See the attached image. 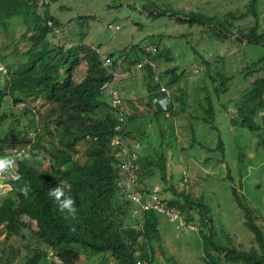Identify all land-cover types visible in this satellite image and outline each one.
<instances>
[{
  "label": "trees",
  "instance_id": "1",
  "mask_svg": "<svg viewBox=\"0 0 264 264\" xmlns=\"http://www.w3.org/2000/svg\"><path fill=\"white\" fill-rule=\"evenodd\" d=\"M37 1L0 0V22L7 25L8 18L16 16L25 25L26 32L23 31L22 36L30 41L21 59L13 56V61L5 63L3 59L6 54L0 55V62L7 67V78L0 85V158H9L7 149L29 138V131L34 125L33 110L38 115L37 123L41 122L42 125V134H34L35 141L26 152L33 156L34 163L29 166L24 159L25 153L20 154L15 157L17 166L14 169L20 179L13 180L7 174L0 176L6 179L9 187L7 194L0 199V225L4 229V236L0 239V264H49L46 256L49 250L59 257L61 264H72L82 259L83 252L101 254L99 264H136V261L150 264L154 254L153 240L158 243V253H162L156 212L145 209L130 216L132 203L115 184L120 175L121 156L109 143L113 109L101 98L99 89L100 83L109 78V74L99 65V52L96 48L81 42L82 33L67 47H63L62 42L54 43L45 38L49 31L45 19L51 18L56 24L59 22L47 7L39 11ZM256 4L257 0H246L244 10H229L222 16L192 9L181 15L176 10L170 14L180 22L212 26L219 40L232 38L264 46V27L259 25ZM154 14H158V11ZM249 15L253 16L251 24L237 26L231 37L234 33L229 28L232 21ZM87 17L81 18L85 20ZM142 45L128 46V49L119 51L116 57L108 54L111 66L129 67L130 63L146 56L152 60L154 72L157 73L159 63L169 60V56L158 48L146 51ZM12 47L14 49L15 45ZM133 48L137 52L129 59L127 52ZM199 59L207 64L206 59ZM82 60L84 71L78 80L72 82L69 92L55 98L45 95L50 94L54 87L65 85L66 80L72 77L75 66ZM175 68L171 66L163 70L169 73L165 86L183 75L182 69L175 72ZM243 69V77L258 71L245 86L235 105L241 124L252 129V117L258 109L262 111L260 121L264 124V52L246 62ZM141 71L147 107H152V114L160 113L165 120L169 119L173 114L171 94L169 114L164 116L160 107L150 102L151 96L158 93V81L152 78L151 67L144 63ZM206 72L210 70L206 69ZM214 75L217 79L211 74H207V77L211 82L217 80V83L211 85V91L218 95L226 89L229 75L220 71ZM158 76L161 79V72H158ZM203 88L204 95L198 105L199 119L211 124L213 104L208 89L205 86ZM7 97L12 102L23 101L21 110L14 112L4 108L2 104ZM125 104L131 102L125 100ZM137 115L139 113H126L127 123ZM125 126L123 134L127 135ZM167 128L172 131V120L160 126L159 132ZM53 132L61 136V147H53L50 141ZM43 139L48 140V145L41 143ZM190 140L199 142L195 140L192 130ZM198 145L202 146L201 143ZM214 147L220 152L221 158L223 143L218 136ZM147 148L143 155L138 152L137 156L135 182L143 194L148 191L152 184L150 178L156 172L162 182H166L164 180L167 177L164 151L151 147L155 154L150 155ZM26 184L29 191L24 195L21 189ZM60 184L64 185L65 196L75 201V217L66 210L61 211L55 198L49 195V191ZM159 191L165 202L177 207L187 219H190L194 210L199 213L201 227L204 229V245L218 253L217 259L211 260L213 263L264 264L263 232L234 188H231V193L242 212L243 224L252 234L254 246L249 249L229 248L211 242V222L201 197H191L185 190H177L172 184L159 187ZM20 215L26 216L32 224L22 220ZM218 258L222 259V263Z\"/></svg>",
  "mask_w": 264,
  "mask_h": 264
},
{
  "label": "rangeland",
  "instance_id": "2",
  "mask_svg": "<svg viewBox=\"0 0 264 264\" xmlns=\"http://www.w3.org/2000/svg\"><path fill=\"white\" fill-rule=\"evenodd\" d=\"M44 2L40 4L37 1V9L43 11L47 7L60 24L57 33H46L45 38L50 42H65L64 47H67L82 33L81 42L96 48L100 54H110L112 57H116L119 51L128 49V46L144 44V47H156L169 56V60L162 61L157 66L158 72H161L162 83H165L169 74L163 71L165 68L175 66V72L183 70V75L166 86L173 105V114L166 120L160 113L152 114V107L148 108L145 103L146 90L140 76V67L132 69L131 74L121 79L123 90H126L127 80L133 82L132 86H127L128 93L131 94L129 98L132 97V100L129 99L131 104L124 103L126 113H139L126 124L127 136L139 140V155L144 154L143 151L147 148L145 146H148L147 152L150 155L155 154L151 147L164 151L167 180L162 182L156 172L150 178L152 183H156L160 188L172 184L177 190H185L191 197L203 199L211 222L212 243L236 249H249L254 246L252 234L243 224L242 212L234 200L231 188L237 191L241 201L252 212L254 221L264 235V124L260 121L262 111L258 109L252 117L254 127L249 129L244 126L240 122L235 105L245 86L253 75L258 73L253 71L243 77L241 69L246 62L263 53L264 46L232 38L219 40L212 26L180 22L170 14L176 10L181 15L184 11L192 9L222 16L229 10H244L246 0ZM256 9L259 25L264 27V0H257ZM155 11H158V14L155 15ZM83 16L88 17L84 20L81 18ZM252 20L253 16L249 15L232 21L229 28L234 33L231 37L235 34L237 26L245 27L251 24ZM115 24L117 27L112 28ZM23 31L26 32L25 25L16 16L8 18L7 27L0 24V55L6 54L3 59L5 63L13 61V56L21 59L23 51L30 44V41L22 36ZM14 45L15 48L12 49ZM136 52L134 48L128 51L127 58H133ZM200 57L206 59L207 64L202 63ZM206 69L210 72H206ZM83 71L82 60L75 66L72 77L66 80L65 85L54 87L50 94L45 95L55 98L66 94L70 91L72 82L78 80ZM216 71L229 75L226 89L218 95L211 91V85L217 83V77L214 75ZM207 74L214 76L215 81L211 82ZM204 86L208 89L213 104L212 125L199 119L198 105L204 95ZM160 101L165 104V100ZM171 120L172 131L167 128L160 133L159 127L169 124ZM40 125L41 122L38 126ZM191 130L195 140L202 146H199L197 141L190 140ZM217 136L223 143L221 158L220 152L214 147ZM81 142L78 144L79 150ZM55 144L61 145L60 139ZM8 188L6 179L1 177L0 199L7 194ZM191 213L190 219L181 213L182 219L189 220L188 225L196 228L187 232L177 226L175 221L167 219L164 214L155 213L161 235L162 253H158V243L153 240L154 254L150 264H215L211 260L217 259L218 253L204 245V229L201 227L199 213L195 210ZM20 217L28 224L31 223L26 216ZM3 236L4 229L0 225V239ZM100 257L99 253L83 252L82 259L72 264H99ZM220 262L222 263V259Z\"/></svg>",
  "mask_w": 264,
  "mask_h": 264
},
{
  "label": "built area",
  "instance_id": "3",
  "mask_svg": "<svg viewBox=\"0 0 264 264\" xmlns=\"http://www.w3.org/2000/svg\"><path fill=\"white\" fill-rule=\"evenodd\" d=\"M40 2L43 0H39ZM45 24L49 27L52 33H57L60 30V25L53 22L51 18L45 19ZM112 28H116L115 24L111 26ZM145 50L153 51L155 48H151L149 46L144 47ZM143 63H147L152 70H154L152 60L147 58H143L140 61L135 63V67H140ZM99 65L105 69L106 73L110 74V79L103 81L100 84V90L103 93L105 99L113 106L114 108V124H113V134L110 138V144L116 148H118L119 152L123 156V160L120 163V167L122 170V176L119 177L116 181V186L119 188L123 194L129 198L133 203L137 205L139 209H152L154 211L160 212L166 216L167 219L173 220L176 222V225L179 226L183 231L187 232L189 230H195L196 228H192L188 225L189 220H183L181 217L180 210L174 205L166 204L159 198V194L157 192V186L152 185L147 192L144 194L141 190H139L135 185L136 180V153L134 148L137 146V143L129 144L125 138L120 134L121 123L124 120V101H123V90L120 86V80L123 76L128 73L127 69H114L111 67L110 58L107 55L100 54L99 55ZM0 70L2 72L5 71V67L0 65ZM153 78L156 79L155 73L153 74ZM159 91L161 93L160 98H158V102H160L164 115L169 114L168 104L170 101V95L168 89L164 85L159 86ZM165 100L163 104L160 100ZM153 100H156V97H153ZM19 151L14 150V153L11 155H18ZM11 174V173H8ZM137 208L132 209V213L137 211ZM182 220H181V219ZM53 260L57 261L58 259L53 256ZM138 261H136V264Z\"/></svg>",
  "mask_w": 264,
  "mask_h": 264
},
{
  "label": "clouds",
  "instance_id": "4",
  "mask_svg": "<svg viewBox=\"0 0 264 264\" xmlns=\"http://www.w3.org/2000/svg\"><path fill=\"white\" fill-rule=\"evenodd\" d=\"M39 1V0H38ZM45 0H43V1H39V3L41 4V3H43ZM45 3V2H44ZM8 22V21H7ZM0 24H2L1 22H0ZM2 25H4L5 27H7L8 26V23H7V25H5V24H2ZM58 25H60L59 23H58ZM49 31H50V29H49ZM65 43V42H64ZM64 43L62 42V44H63V47H64ZM142 48L144 49V44L142 45ZM155 49H156V47H155ZM154 49V50H155ZM145 50V49H144ZM153 50V51H154ZM146 51H151V50H146ZM99 55H100V53H99ZM109 58H110V56L108 55V54H106ZM143 58H146V56H142L139 60H136L135 62H133V63H130V65H129V67H119V66H117L118 68H120V69H127L128 70V73L125 75V76H123V77H126L128 74H130V72H131V70L132 69H137V68H139V67H135L134 65H135V63L137 62V61H140V60H142ZM144 64V63H143ZM142 64V65H143ZM0 65H2V66H4L5 67V71L4 72H2L1 70H0V75H1V80H0V84L2 83V81H3V79L4 78H7V67H6V65L3 63V62H0ZM142 65L140 66V68H139V70H141V67H142ZM112 67V66H111ZM113 68H116V67H113ZM104 69V68H103ZM155 69V68H154ZM105 70V69H104ZM106 72V71H105ZM142 72V71H141ZM155 73V75H156V79H154L153 78V74ZM108 74V73H107ZM110 74H109V78H107V79H105V80H108V79H110ZM122 77V78H123ZM121 78V79H122ZM152 78L154 79V80H156V81H158V87H157V91H158V93H155V94H153L152 96H151V98H150V102H151V104L152 105H155V104H157L159 107H160V109L162 110V112H163V114H164V110H163V108H162V106H161V104H160V102H158V98H160V96H161V93H160V91H159V86L160 85H164V83H162L161 82V80H160V78H159V76H158V72L156 73V72H154V70H152ZM105 80H103V81H105ZM102 81V82H103ZM101 82V83H102ZM100 83V84H101ZM120 86H121V80H120ZM165 86V85H164ZM166 87V86H165ZM122 88V87H121ZM167 88V87H166ZM99 89H100V85H99ZM168 89V88H167ZM122 90H123V88H122ZM168 91H169V89H168ZM43 93V92H42ZM100 93H101V98L105 101V102H107L109 105H110V107L113 109V115H114V108H113V106H111V104L105 99V97H104V95H103V93L101 92V90H100ZM169 95H170V91H169ZM153 97H156V100H153ZM123 101H124V103H125V96H124V90H123ZM8 102V103H7ZM7 103V104H6ZM3 105V107L4 108H7V109H10V110H16V112H18V111H20L21 110V108H22V106L24 105L23 104V101H17V102H12V100L9 98V97H7L6 98V100H5V102L2 104ZM126 105V104H125ZM32 113H33V121H34V125H33V129L31 130V131H29V134H28V136H29V138L23 143V144H15V145H13L12 147H9L8 149H7V154H9V158H0V176H2V175H4V174H7L8 176H11V179H13V180H19L20 179V177H19V175L18 174H15L14 173V169L16 168V161H15V157L16 156H18V155H20V154H23V153H25L24 154V159L26 160V161H28V163H29V166H31L33 163H34V158H33V156L31 155V154H29V153H26L27 151H28V149H30V147H31V145L34 143V141H35V137H34V134L35 133H38V134H42V125H40V126H38L39 125V123H37V121H36V118H38V115H37V113H36V111L35 110H33L32 111ZM112 115V116H113ZM124 120H123V122L121 123V129H120V134L123 136V138H125L126 139V141L129 143V144H133V143H137V146L134 148V150H135V153H136V159H135V163H136V174H137V172H138V165H137V156H138V150L141 148V146H140V142H139V140H135V139H133V138H130L129 136H127V135H124L123 134V126H124V124L126 125L127 124V116H126V111H125V108H124ZM164 116H166V115H164ZM113 118V122H112V126H113V124H114V116L112 117ZM111 126V130H112V132H111V135H110V138H111V136H112V134H113V127ZM126 127V126H125ZM110 138H109V143H110ZM58 139H60V141H61V145H56L55 143L57 142V140ZM41 141V143H43V144H46V145H48L47 144V141L48 140H40ZM50 141H52L53 142V147H61L62 146V138H61V136L60 135H58V134H56L55 132H53V134H52V139L50 140ZM111 145V144H110ZM112 146V145H111ZM112 147H114V146H112ZM116 148V147H115ZM117 150H118V148H116ZM14 150H18L19 151V154L18 155H11L12 153H14ZM10 152V153H9ZM118 153H119V155L121 156V161H120V163L122 162V160H123V156L121 155V153L119 152V150H118ZM120 163H119V172H120V175H119V177H121L122 176V170H121V167H120ZM8 173H11V174H8ZM118 177V178H119ZM117 178V179H118ZM117 179H116V181H117ZM116 181H115V184H116ZM135 185H136V187L137 188H139L138 187V184L135 182ZM152 185H156L157 186V192H158V194H159V198L162 200V201H164L165 202V200L162 198V194H161V192L159 191V186L156 184V183H152V184H150V186H149V188L152 186ZM148 188V189H149ZM119 189V188H118ZM140 190V189H139ZM28 191H29V188H28V186H27V184L25 185V187H23L22 189H21V193L22 194H24V195H27V193H28ZM122 192V191H121ZM123 193V192H122ZM49 195L50 196H52V197H54L55 198V201L58 203V207H59V209L61 210V211H67L70 215H72L73 217H75V215H76V208L74 207V204H75V201L71 198V197H66L65 196V193H64V185H59L58 187H56V188H54V189H52V190H50L49 191ZM125 196V195H124ZM126 197V196H125ZM127 198V197H126ZM129 199V198H128ZM129 201L132 203V207L130 208V211H129V215L130 216H134L139 210H145V209H139V208H137V205L135 204V203H133L130 199H129ZM166 203V202H165ZM167 204V203H166ZM137 208V211L136 212H134V213H132V209L133 208ZM146 210H149V209H146ZM150 210H152V209H150ZM154 211V210H153ZM156 213H160V212H157V211H155ZM160 214H162V213H160ZM196 230V229H195ZM47 258L49 259V264H61V262H60V259H59V257L57 256V255H55V254H53L50 250L47 252ZM53 256L54 257H56L58 260L57 261H54L53 260Z\"/></svg>",
  "mask_w": 264,
  "mask_h": 264
},
{
  "label": "crops",
  "instance_id": "5",
  "mask_svg": "<svg viewBox=\"0 0 264 264\" xmlns=\"http://www.w3.org/2000/svg\"><path fill=\"white\" fill-rule=\"evenodd\" d=\"M130 74H131V72H130ZM140 76H142V72H141V75H140ZM131 84L133 85V82H132L131 80H127V82L125 83V88H126V90L124 89V96H125V100H127V101H128L129 99L132 100V99H131L132 97L129 98V96H130L131 94L128 93V87H127V86H132ZM123 88H124V87H123ZM130 100H129V101H130Z\"/></svg>",
  "mask_w": 264,
  "mask_h": 264
}]
</instances>
